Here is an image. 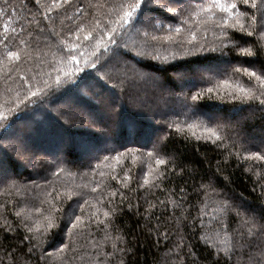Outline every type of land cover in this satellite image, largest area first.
<instances>
[{
  "label": "trees",
  "instance_id": "trees-1",
  "mask_svg": "<svg viewBox=\"0 0 264 264\" xmlns=\"http://www.w3.org/2000/svg\"><path fill=\"white\" fill-rule=\"evenodd\" d=\"M121 2L73 0L46 16L35 0H0V37L5 23L16 30L0 42V53L5 44L13 50L26 47L28 53L15 71L0 75V110L6 117L0 121V264H61L56 247L67 241L59 229H52L42 248L32 252L30 240L25 239L34 233L24 225L43 221L53 198L62 209L57 213L61 228L73 209L83 217L87 227L77 244L86 256L99 253L103 264H243L246 253L228 261L217 252L226 236L238 239L239 233L247 232L245 219L264 217V161L250 158L253 152L264 155V108L255 102L232 101L223 92V100L216 93L197 101L191 96L227 75L250 84L232 69L244 66L259 71L264 53L249 58L232 49L224 50L227 55L209 51L218 43L213 36L218 29L209 25L204 52L172 59L176 44L152 41L143 33L162 36L163 28L179 25L184 17L161 10V0H146L143 14L117 30L115 44L103 55L101 49L98 60L89 55L92 43L82 39L85 50L75 53L80 63L74 67L83 70L69 77L61 73L57 85V61L68 53L67 48H58L60 41L75 42L71 33L77 25L96 19L101 28L111 27L107 24L115 19L111 6ZM209 2L181 0L182 7ZM245 8L240 5L241 11ZM164 56H169L168 61ZM85 58L89 64L97 60L96 67L84 64ZM21 77H27V83ZM28 83L38 84L41 93L27 95ZM193 120L228 125L227 138L215 144L197 140L186 127ZM173 123L184 131L170 127ZM117 155L119 163L105 160ZM157 155L167 163L156 165ZM133 156L139 157L135 163ZM149 165L151 187L143 184ZM113 171L131 177L128 187L111 179L108 174ZM155 173L162 175L156 179ZM66 188L76 193L72 199L57 197ZM113 191L115 196L110 195ZM93 204L100 209L99 216ZM104 211L110 212L107 220ZM260 240L264 237L254 243ZM49 251L54 255L47 256ZM72 264H80L79 258Z\"/></svg>",
  "mask_w": 264,
  "mask_h": 264
},
{
  "label": "snow or ice",
  "instance_id": "snow-or-ice-1",
  "mask_svg": "<svg viewBox=\"0 0 264 264\" xmlns=\"http://www.w3.org/2000/svg\"><path fill=\"white\" fill-rule=\"evenodd\" d=\"M73 0H50V2L45 3L42 0H35V4L40 8L44 9L45 15L53 11L64 7L65 5L72 4ZM240 5L246 6L244 11L240 10ZM142 7H147L146 0H123L119 4H114L111 6V11L115 13V19H108L107 24L111 27L101 28L100 20L96 19L88 24H78L77 28L71 35L74 37L75 42H71L68 39H62L58 48L61 50L63 48L68 49L66 56L60 57L57 61L58 66L55 68L57 73L55 77V83L57 85L61 84V73L64 77L74 76L77 71H82L83 69H78L74 65L80 63L77 60L75 53L83 52L85 46L80 42L81 40L90 41L92 43V52L89 54L91 56H97V53L103 49L104 53L109 52V45L115 44L114 35L117 30L123 28L125 25L132 24L137 18V15H142ZM158 7L166 13L171 14L174 17L183 16L184 19L181 20L179 25H169L167 28H163L162 31L165 33L162 36L155 34H150L147 31L143 33L145 38H150L152 41H167L170 45L176 44L177 50L171 52V58L175 59L177 55L185 56L191 55L194 52H204L206 49L203 45V41L207 39V31L209 25L213 29H218V31H213V36L218 43H214L213 46L208 49L209 51H219L222 55H227L224 51L225 49L235 50L239 55L249 58H254L258 54L264 53V0H210L207 4H200L196 7H182L181 0H161ZM251 10V11H249ZM77 12H83L82 8L77 7ZM188 26V27H185ZM4 35L0 37V42L7 41L9 39V32H15L14 28L10 29L9 24L5 23L3 26ZM23 31V29H21ZM96 33V35H93ZM186 33V36L184 35ZM234 33H239L240 36L237 38ZM178 37H183V39H177ZM245 37H254V40H246ZM147 42V39L146 41ZM21 45H26V41L20 40ZM187 46V47H186ZM140 55L141 53H137ZM28 53L25 48L17 47L13 50L7 44H5L4 51L0 53V75L5 73H11L16 70V65H18L22 58L27 56ZM57 54L53 53L54 59ZM100 57L97 56V60ZM153 59H160L159 56H154ZM169 56H164L163 60L168 61ZM97 60H92L89 64L87 58L84 59V64L95 68ZM67 61V63L65 62ZM234 74L242 73L248 78L250 84H245L240 79H235L233 75H227L221 78L215 79L211 86L202 89L195 95L191 96L192 101H197L203 96H209L212 93H216L218 98L224 99L226 96L232 101H239L240 104H250L258 103L262 108H264V65L258 71L255 67H234L232 69ZM49 75H51L49 73ZM27 83V77H21ZM45 86H48V82L44 81ZM42 89L37 84L34 86L28 83L27 95L37 96L41 93ZM220 92L224 93V96H220ZM19 101V98H18ZM5 113L0 110V121L5 119ZM170 127H175L177 132H183L184 127L173 123ZM187 131L191 136L195 137L197 140L205 139L216 143L217 141H223L227 138L225 134V129L229 127L226 124L217 123L211 126L202 120H193L191 123L186 125ZM197 129L200 130L201 135H197ZM153 153H148L149 157H152ZM250 158L256 161H264V155L259 152H253L250 154ZM112 159L117 163L120 162L121 156L117 155L114 157H105V160ZM133 163L136 162L139 157L133 156ZM162 158L158 155L155 158L156 165L166 164ZM111 167V166H110ZM60 171H63L61 168ZM59 175V173H56ZM105 175V173H101ZM112 180H118L123 183L124 187H128V181L131 177L125 172L121 177L117 175L114 171L109 173ZM162 173H155V178L159 179ZM153 176V171L151 165H149V171L144 177L143 184L151 187L152 181L149 179ZM86 187V185H85ZM97 186L92 188V191H97ZM76 194L71 189L66 188L63 192H58L57 197H64L65 199H72V196ZM51 196V193L48 194ZM111 196H115L116 192H111ZM55 198L48 201L49 208L46 214L43 215V221H35L34 226L24 225L27 232L34 233L32 237H25V239L30 240L29 252H32L34 248H42L43 244L46 242V237L52 229H59L66 238V241H61L60 245L56 247V259L61 261V264H72L79 258L80 264H103L99 259V253H94L93 256H86L80 250L77 241L83 235V230L87 227L83 223V217L81 215H75V210L73 209L71 214L68 215L67 222L61 228L58 223L61 217L57 216L58 212L62 209L57 207L54 202ZM85 204H89V201L85 200ZM91 207L96 208V215L99 216L100 209L97 205L93 204ZM81 213L84 211L83 206H79ZM21 211L16 212V216H21ZM37 211H43L42 209H37ZM114 211V210H113ZM103 216L107 220L110 216L109 211H104ZM97 223H104L105 229L109 227L108 223L104 221L97 220ZM244 223L248 225L246 233H239V238L234 239L233 237L226 236L225 239L219 241L224 247L221 248L219 252H223L226 260L230 261L240 253L243 256L247 254V260L243 261V264H264V240H260L259 243H254L259 237H264V217H261L259 221L256 220L255 215L251 216L249 219H245ZM8 231H11L9 226ZM109 237L107 232L105 234V239ZM119 240V237H116ZM35 240L36 243L32 244L31 241ZM93 247L96 246V242H92ZM112 247L115 249L117 247L116 243H113ZM69 253L72 255L69 256ZM47 256H53V252H47ZM107 257V253L104 254ZM43 258V256L41 257ZM122 264V261H121Z\"/></svg>",
  "mask_w": 264,
  "mask_h": 264
}]
</instances>
